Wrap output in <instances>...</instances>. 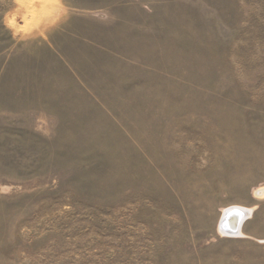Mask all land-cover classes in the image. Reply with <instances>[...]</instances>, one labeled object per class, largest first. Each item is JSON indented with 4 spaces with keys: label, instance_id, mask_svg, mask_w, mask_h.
Wrapping results in <instances>:
<instances>
[{
    "label": "rangeland",
    "instance_id": "rangeland-1",
    "mask_svg": "<svg viewBox=\"0 0 264 264\" xmlns=\"http://www.w3.org/2000/svg\"><path fill=\"white\" fill-rule=\"evenodd\" d=\"M261 189L264 0H0V264H264Z\"/></svg>",
    "mask_w": 264,
    "mask_h": 264
},
{
    "label": "bare ground",
    "instance_id": "bare-ground-1",
    "mask_svg": "<svg viewBox=\"0 0 264 264\" xmlns=\"http://www.w3.org/2000/svg\"><path fill=\"white\" fill-rule=\"evenodd\" d=\"M257 193H258V195H262L264 193V190L261 189ZM245 212L246 211L244 209H241V208L228 211L226 213V216H225V219L228 220V227L225 226V228L230 229V231H228V232L223 231L222 233H226V234L237 233L241 229V226H242L241 224L244 222V221L241 222L240 220L244 219V216L246 214ZM239 221H240V224H239ZM237 228H238V230H237Z\"/></svg>",
    "mask_w": 264,
    "mask_h": 264
},
{
    "label": "water",
    "instance_id": "water-1",
    "mask_svg": "<svg viewBox=\"0 0 264 264\" xmlns=\"http://www.w3.org/2000/svg\"><path fill=\"white\" fill-rule=\"evenodd\" d=\"M225 226H227L228 227V220L227 219H224L223 220V228H224V231L226 232H228V231H230V229H228V228H225Z\"/></svg>",
    "mask_w": 264,
    "mask_h": 264
}]
</instances>
